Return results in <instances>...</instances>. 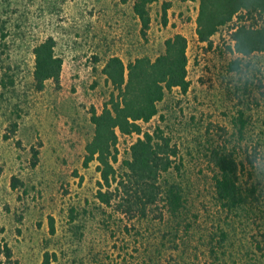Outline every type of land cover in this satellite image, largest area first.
I'll return each instance as SVG.
<instances>
[{
  "label": "rangeland",
  "instance_id": "374dc122",
  "mask_svg": "<svg viewBox=\"0 0 264 264\" xmlns=\"http://www.w3.org/2000/svg\"><path fill=\"white\" fill-rule=\"evenodd\" d=\"M1 1L0 264H41L45 252L54 254L50 264H264V52L234 54L233 23L211 45L199 42L198 0L152 3L146 35L134 0ZM175 33L187 38L190 88L167 93L143 128H161L178 148L179 170L167 176L184 185L191 205L177 219L129 218L97 199L96 163L83 165L90 110L112 90L101 73L108 57L153 60ZM48 36L63 66L58 83L37 90L32 48ZM136 138L119 135V170ZM214 151L243 161L240 180L259 182L256 200L233 210L215 202Z\"/></svg>",
  "mask_w": 264,
  "mask_h": 264
},
{
  "label": "trees",
  "instance_id": "16d2710c",
  "mask_svg": "<svg viewBox=\"0 0 264 264\" xmlns=\"http://www.w3.org/2000/svg\"><path fill=\"white\" fill-rule=\"evenodd\" d=\"M11 1L3 0L1 4L11 5ZM158 1L133 2L142 35L150 28L149 7ZM168 8L169 3L165 2L164 23ZM230 23H233L232 46L228 47L234 54L248 57L264 52V0H198L195 33L199 42L211 45L212 36ZM55 46V39L48 36L32 48V78L37 90H42L48 80L59 82L63 59L56 53ZM187 48V38L175 33L165 40L164 51L153 60L141 56L125 63L121 57L112 55L101 69L112 90L100 110L94 107L90 110L93 135L85 144L83 165L96 163L100 178L97 199L129 218H145L149 213L163 218L167 212L177 219L191 205L184 185L167 176L171 169L179 170L178 148L161 128L152 131L143 128L144 123L158 114V103L167 93L177 89L185 94L189 90ZM233 62L240 63L237 59ZM0 81L5 84L3 77ZM9 82L13 83L10 77ZM13 127L15 129L16 124ZM120 134L137 135L130 145L129 157L121 161V170L115 166ZM32 151L35 164L37 150ZM212 160L208 187L217 204L233 210L257 199L259 182L247 186L240 180L239 171L245 167L243 161L223 151H214ZM247 161L253 168L254 156L249 155ZM50 227L53 231L52 222ZM5 249V256L9 258L10 249ZM52 256L54 254L45 252L41 264H50Z\"/></svg>",
  "mask_w": 264,
  "mask_h": 264
}]
</instances>
